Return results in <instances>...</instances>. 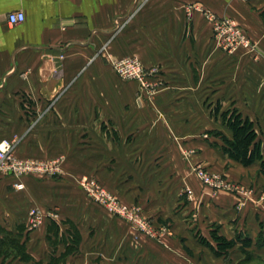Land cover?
Returning a JSON list of instances; mask_svg holds the SVG:
<instances>
[{"label":"crops","instance_id":"obj_1","mask_svg":"<svg viewBox=\"0 0 264 264\" xmlns=\"http://www.w3.org/2000/svg\"><path fill=\"white\" fill-rule=\"evenodd\" d=\"M262 9L264 0H0V142L14 141L20 160L64 168L23 177L21 190L0 172V230L19 236L30 258L15 252L0 264H226L206 244L214 232L252 241L229 251L233 264L251 260L247 252L263 263L260 163L245 167L209 139L233 137L217 119L223 104L260 119L264 133ZM203 10L234 19L256 48L216 46ZM15 11L25 21L11 26ZM126 57L145 67V89L113 70ZM196 166L241 190L204 185ZM86 178L142 227L91 202ZM32 209L45 216L34 230ZM73 233L78 250L67 253Z\"/></svg>","mask_w":264,"mask_h":264},{"label":"built area","instance_id":"obj_2","mask_svg":"<svg viewBox=\"0 0 264 264\" xmlns=\"http://www.w3.org/2000/svg\"><path fill=\"white\" fill-rule=\"evenodd\" d=\"M193 6L187 7V13L191 14ZM203 14L207 21L211 23L212 28L218 32V42L221 47L228 51H236L238 49L253 50L251 40L248 38L244 30L237 22L225 16H218L215 13L203 10ZM25 14L22 11H15L8 14V23L11 26L23 23ZM121 27V25H119ZM111 66L115 73L125 81H136L141 84V90L147 87L146 78L147 72L141 61L135 57H126L121 59H112ZM12 140H3L0 142V172L10 174L16 177L19 181L15 183V188L21 190L24 188L20 181L23 177L36 172L48 173L47 176L54 175L56 168L54 162H37L33 160H20L14 156V144ZM196 173L204 185L211 187L214 190L236 191L235 185L224 180L220 176L206 171L202 168H197ZM83 187L86 188V185ZM191 195V192H189ZM98 199L103 202L105 207L113 214L130 220L142 227V223L138 215L128 207L120 206L119 203L105 193H99ZM30 224L34 228L43 225L45 221L44 214L38 209L30 211Z\"/></svg>","mask_w":264,"mask_h":264},{"label":"trees","instance_id":"obj_3","mask_svg":"<svg viewBox=\"0 0 264 264\" xmlns=\"http://www.w3.org/2000/svg\"><path fill=\"white\" fill-rule=\"evenodd\" d=\"M261 17L264 23V9L261 11ZM219 113L217 110L216 114ZM224 121L233 133L232 139L221 135L223 141L222 150L232 160L239 162L245 167H249L254 163H260V171L264 174V144L258 139L257 131L255 130L254 123L248 118L244 117L237 110L231 113L222 114ZM220 135V134H219ZM2 239H0V257L9 258L13 253L20 255L21 260H29L26 254L25 243L20 244L19 236H14L9 231L0 230ZM215 245L206 241L207 246L213 251L217 257H228L229 251L236 245L237 242L242 243V248L252 246V241L249 238L243 237L241 234L235 240H227L221 238L216 232L212 234ZM71 245L67 253L77 252L79 245V237L77 233L70 234ZM257 248H264V234L261 233L258 237ZM252 254L247 252V259H251ZM264 263V262H263Z\"/></svg>","mask_w":264,"mask_h":264},{"label":"rangeland","instance_id":"obj_4","mask_svg":"<svg viewBox=\"0 0 264 264\" xmlns=\"http://www.w3.org/2000/svg\"><path fill=\"white\" fill-rule=\"evenodd\" d=\"M261 1V0H260ZM263 10V9H262ZM217 15V14H216ZM219 16V15H218ZM221 17V16H220ZM210 25H211V23H209ZM243 30H244V32L247 34V36H248V38L251 40V42H252V45L254 46V48H256V45H255V43L252 41V39L250 38V36H249V34H248V32L239 24V23H237ZM211 28H212V25H211ZM212 32H213V35H214V40H215V42H216V46H219V48L222 46V45H220L219 44V42H218V32H216L215 30H214V28H212ZM253 48V49H254ZM238 50H240V49H238ZM237 50V51H238ZM247 51H250V50H247ZM252 51V50H251ZM250 51V52H251ZM224 106H223V113H231V112H233L234 110H237L239 113H241L244 117H245V115L242 113V112H240V110L239 109H237L236 107H234V105L233 104H223ZM213 106V110H217L216 108H217V106H219V104H216V106H215V104H213L212 105ZM222 107V105L220 106V108ZM219 109V108H218ZM220 111V110H219ZM217 112V111H216ZM249 118V117H248ZM218 120H219V122H220V125L222 126V128H224L225 130H226V132H228L227 130H231L228 126H227V123H226V121H224V118H223V116H220V118H217ZM250 119V118H249ZM253 123H254V126H255V130L257 131V134H258V139H259V141L262 143V144H264V133H260V130H258L259 128H258V122H259V120L260 119H250ZM220 134V135H219ZM222 135V133H220V131H213V132H211L210 133V135H209V139H211V140H214V142H216L217 144H221L222 146H223V141H222V139H221V136ZM15 144V143H14ZM14 149H15V145H14ZM14 153V152H13ZM185 153V152H184ZM189 154H190V152H188ZM188 153L186 152L185 154H184V156L187 154L188 155ZM14 156H15V154H14ZM16 157V156H15ZM17 158V157H16ZM25 161V160H24ZM33 161H37V162H41V160H33ZM42 162H47V161H42ZM55 168H56V170L54 171V175L56 176V175H61V174H63L64 173V171H63V169L64 168H62L61 166H58L57 164H55V166H54ZM197 168H199L198 166H196V167H194V172L196 173V169ZM200 168H202V169H204V170H206V171H209V172H211L210 170H207V169H205V168H203V167H200ZM63 171V172H62ZM212 173V172H211ZM47 174L48 173H42V172H36V173H33V174H29V175H31V176H35V175H44V176H47ZM197 174V173H196ZM215 174V173H214ZM224 180H226V179H224ZM227 181V180H226ZM229 183H231V182H229ZM231 184H233V185H235L236 186V188H237V190L236 191H240L241 189L239 188V186L237 185V184H235V183H231ZM84 185H86V188L85 187H83ZM80 186H81V188H82V190L86 193V195L88 196V199L91 201V202H93V203H96V204H98V205H100L101 207H103V208H105L109 213H111L105 206L106 205H104L103 204V202L101 201V200H99L98 199V196H99V193L101 194V193H105V194H107L108 196H111L113 199H115L118 203H119V205L120 206H124V207H128L127 205H125V204H123L121 201H120V199L119 198H117L114 194H112L111 192H109L104 186H102L100 183H98V182H96L95 180H92V179H89V178H86V179H83L82 181H81V183H80ZM218 191V190H217ZM189 193V192H188ZM112 215H114V216H116V217H119V218H123V217H120V216H117V215H115V214H113V213H111ZM138 218H139V216H138ZM123 219H125V218H123ZM39 228V227H38ZM30 229L31 230H34V229H37V228H34L33 227V225L32 224H30ZM253 259L254 260H252V258H251V260H249V261H247L246 263H244V264H264V263H262L261 261H259L258 259H255L254 257H253ZM225 260H226V264H233L234 262L232 261V259H231V256L230 257H227V258H225Z\"/></svg>","mask_w":264,"mask_h":264}]
</instances>
